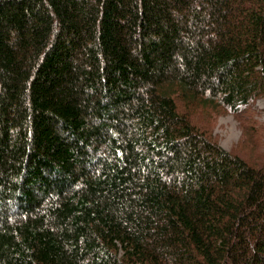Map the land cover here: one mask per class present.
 I'll return each instance as SVG.
<instances>
[{
  "label": "trees",
  "instance_id": "trees-1",
  "mask_svg": "<svg viewBox=\"0 0 264 264\" xmlns=\"http://www.w3.org/2000/svg\"><path fill=\"white\" fill-rule=\"evenodd\" d=\"M258 98L264 0H0V264H264Z\"/></svg>",
  "mask_w": 264,
  "mask_h": 264
},
{
  "label": "rangeland",
  "instance_id": "rangeland-1",
  "mask_svg": "<svg viewBox=\"0 0 264 264\" xmlns=\"http://www.w3.org/2000/svg\"><path fill=\"white\" fill-rule=\"evenodd\" d=\"M195 116V122L207 127L223 148L252 160L264 154L263 98H258L240 114L209 109L198 110Z\"/></svg>",
  "mask_w": 264,
  "mask_h": 264
}]
</instances>
